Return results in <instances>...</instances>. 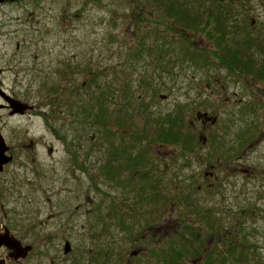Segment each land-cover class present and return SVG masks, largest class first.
Listing matches in <instances>:
<instances>
[{
    "label": "rangeland",
    "instance_id": "1",
    "mask_svg": "<svg viewBox=\"0 0 264 264\" xmlns=\"http://www.w3.org/2000/svg\"><path fill=\"white\" fill-rule=\"evenodd\" d=\"M175 1L193 16H203L215 0ZM244 1L221 3L232 6L228 24L238 25L240 40H264V0ZM173 21L156 0H18L0 5L1 87L35 106L25 116L0 112L3 135L19 152L17 162L0 176V224L31 248L22 254L2 249L0 258L7 264H38L40 245L41 264H159L160 256L173 254L174 244L176 250L183 244L199 248L184 225L207 234L214 216L235 239L231 246L242 249L246 242L252 259L248 264H264V124L252 148L250 142L242 148L234 142L232 158L219 148V138L216 149L212 143L201 145L188 158L177 148L153 142L152 131L161 122L167 125V117L181 107L187 132L215 138L230 127L225 138L231 144L253 118L249 109L243 111L245 103L228 104L235 93L246 95L248 77L203 70L198 60H184L187 47L197 52L210 43L193 31L187 33V43L184 38V43L172 42L168 25ZM253 53L258 64L264 63V55ZM57 89L61 93H53ZM99 106L106 110V127L92 124ZM203 112L207 118L218 117L206 132L199 120ZM144 132L148 138L136 139ZM31 141L36 151L30 150ZM120 151L149 162L145 170L122 171L121 184L108 180L102 170L109 154ZM167 157H172L170 163ZM166 164L171 169L163 178ZM146 170L148 176H142ZM206 171H215L214 187L200 191ZM161 191L170 199L188 193L195 208L159 203ZM150 193L154 198L148 201ZM114 213L120 217H110ZM174 238L182 243L172 246ZM67 241L72 248L65 255ZM227 247L219 244L218 250ZM202 262L191 255L185 264ZM232 263L237 262L228 261Z\"/></svg>",
    "mask_w": 264,
    "mask_h": 264
},
{
    "label": "trees",
    "instance_id": "2",
    "mask_svg": "<svg viewBox=\"0 0 264 264\" xmlns=\"http://www.w3.org/2000/svg\"><path fill=\"white\" fill-rule=\"evenodd\" d=\"M156 1H157V6L164 7L166 14L174 20L172 24L168 25V31L170 32V39L174 37V39H171L172 42L184 43L182 41V38H184L187 43L189 41V39H187V33L190 34V32L193 31L202 34L203 37L210 43L208 48H204V47L203 49L196 48L197 52H195V50L194 52L193 51L189 52L190 48L187 47L185 49L186 52L183 55L184 60L188 61L189 60L188 58H192V59L194 58V60H198L200 65L203 66V70L225 69L228 72H236V71L251 72L258 70L259 71L258 76L264 78V63L258 64L256 59L254 58V53H253V49H254L258 54H260L263 57L264 42L262 41L264 40L257 38V40L255 41L250 37L246 38V40L244 41L240 40L238 38V34H239L238 25L236 26L234 24L230 26L228 24V21L230 19L227 16V11L231 9L232 6L224 7L223 6L224 4H221L225 1H228L230 5L235 6L242 2H245L244 0H221L220 2H217V0L212 1L210 3V8L208 10H205V12L203 10V16L202 15L193 16V13L190 12L188 9L184 8L183 2L180 1H175V0H156ZM136 4H138L137 1ZM230 12L232 13V10ZM201 18H203V20ZM236 45H242L243 50L240 51L238 48H236L237 47ZM172 55H174V53H172ZM233 76H239L242 79L247 77V75L244 74L233 75ZM53 93H61V90L57 89ZM104 95L105 94L103 93V97ZM54 100L57 99H52L51 101L54 102ZM71 106H73V104H71ZM98 109L99 111L95 115L96 118L93 119L92 124L94 123V125L97 126L104 124L103 126L106 127L107 126L106 124L107 121L105 118L106 110L102 106H99ZM89 118H90V114H88V112H85L84 121L88 122ZM167 121H168L167 125H163L161 122L158 124L157 128H155L152 131L151 133L152 138H154L153 142H157L160 146L163 147H169V148L171 147L174 149L177 148L176 150L181 152V156L184 157L186 153L188 154L186 158H188V156L192 154L196 156L197 147H201V145L205 147L212 143L215 145V149H216L217 146L216 142H218L217 139L220 136L215 138H213L212 136L211 137L206 136L205 138H203V135L202 136L200 135L197 137L196 135H193L185 130L187 129V126L184 122L183 107L179 108L174 116L169 115L167 117ZM188 127L191 128L192 126L190 125ZM241 132H243V134H239L237 136L238 139L232 140V144L230 139H229L230 141L229 140L226 141L225 138H219L218 146L220 149H222L223 153H225L226 157L230 156V158H232L236 154L237 148L235 147L234 142L238 143L240 148H242L244 145H247L249 142H252L249 137L250 136L249 126L243 129ZM148 136L149 134L147 132H144L143 136L137 135L136 139L139 140L142 138H148ZM204 140H206L205 143ZM108 157H109V162L106 163L102 169L103 175L108 180H112L114 183H120V184L122 183L118 181L119 174L123 173L122 171L127 172L128 170L134 169L137 166H141L143 167L142 170H145L146 166L149 164V162H145L144 159H140V156H138L140 161H137L138 157L135 156V154H132L131 151L112 152L111 154H109ZM148 174L149 171L146 170L142 173V176L147 177ZM151 181L153 180H150V182ZM159 183H160V179H159ZM145 188H147V186ZM145 188L144 190H146ZM209 189L211 188H207V189L205 188V190H209ZM158 191L160 190L158 189ZM170 197L171 195H167L166 192L161 191L158 193V199L156 201L159 203L162 201V204L170 202L171 205L180 202L185 206V208L188 209L195 208L193 206L192 201L187 196L176 194L172 197L173 199H170ZM152 198H154V196L151 193L147 195L148 201H150V199ZM172 211H174V209H172ZM206 215L208 216L209 213L207 212ZM110 217H120V216L114 213V215ZM218 219H219L218 217L214 216V219L211 220L210 223H207V227H206L207 234H203V235L196 233L197 230L190 229L189 225L183 222V224H185L184 228L186 229V233L188 232L187 236L191 237L190 241L191 242L199 241L200 242L199 248L192 247L193 248L192 249L190 247L191 244H187L186 246L185 244H183V248L181 250H176L174 242L182 243L181 240L183 239L182 237L181 240L174 238L173 239L174 241H172V246L174 244L175 250L172 255L170 256L166 255L165 257L160 256L159 259L158 255H156V253H153L155 254L154 255L155 257H158L159 264H185L187 258L191 255L201 258V260L203 261L202 264H228V261L231 260L236 261L237 262L236 264L251 263L252 259L249 256V254L251 253L246 248V242H244V246H243L244 248L242 249L239 248L238 245L231 246L232 242L235 241V239L232 238V236L228 237V235L224 231V227H221V225L218 224L217 221H215ZM118 220L123 222V218H118ZM181 220L185 221L184 217H182ZM122 222H120V224H122ZM202 238L203 240H201ZM219 244H223L226 247L228 246L227 250L220 252L218 250ZM218 258H221V261L218 260ZM259 260L261 261L260 258Z\"/></svg>",
    "mask_w": 264,
    "mask_h": 264
},
{
    "label": "flooded vegetation",
    "instance_id": "3",
    "mask_svg": "<svg viewBox=\"0 0 264 264\" xmlns=\"http://www.w3.org/2000/svg\"><path fill=\"white\" fill-rule=\"evenodd\" d=\"M15 1H18V0H13V1H11V3L12 2H15ZM6 3H10V2H6ZM20 48H21V45L20 44H17V49L19 50ZM1 73H2V70L0 71V74ZM246 73L247 72H245V71L228 72V74H230V75H241V74H246ZM258 74H259V71L258 70L251 71V72H248L246 74L247 77H248L246 79L247 80V91H246V95H240L239 93H235L234 99H228V104L235 102L236 106L237 105L240 106L241 103H245L244 106H246V108L249 109L250 116L253 117L251 119L252 123H249V135L251 137L253 136L254 140L251 142L249 148H252L253 145H256L257 142L259 141L258 140L259 135L260 134H263L262 131H261V128H262V126L264 124V118H261V117H262V110L264 109V84L261 85V83H264V79L259 78L257 76ZM240 79H242V78H240ZM239 82L240 81L238 80L237 83H239ZM1 85H2V83H0V87H1ZM9 97L11 98L10 101L5 102L3 100V98L0 96V98L2 99V102H3V104H0V105L1 106L2 105L4 106V108L1 109L0 112H2V111L5 110V111L9 112L10 115L13 117V116H25L26 114L31 113V112L34 111V107L35 106L33 107V106H31V105H29L27 103H23V102L15 99L13 97H11L10 95H9ZM11 101L12 102H14V101L15 102L16 101L21 102L23 104L28 105V107L25 110H23L22 112H18V113L12 114L13 109L11 108L12 106L9 103ZM0 118H1V115H0ZM215 118H217V122H216V124H217L218 123V117L216 116ZM199 120L202 123V130H204V131H208L209 130V127L211 125H216V124H214L212 122V120H214V119H211V121H210V120H208L207 117H204L203 119H199ZM228 123H229V125L231 124V122H228ZM229 129L226 130L225 132L229 131ZM0 133L3 135V128H1V127H0ZM227 134L230 135V133H227ZM225 135H226V133H224V135L223 134H219L218 136H220L221 138H224ZM205 142H206V140H204V143ZM36 147H37L36 143L34 141H31L30 150H32V151L35 150L36 151ZM10 149L11 150L9 152V155H11L13 157V160H12V162L9 165L13 164L15 161L17 162V159L19 157V152H16V150L13 149V148H10ZM24 149H23L22 152L26 154L28 150H27V148H24ZM53 151H54L53 147L52 146H49L48 147V155L51 156L53 154ZM136 156L138 157V155H136ZM166 160H168L169 161L168 163H170L172 161V157H167ZM137 161H140V159L137 158ZM144 161H145V159H144ZM150 161L153 162L152 160H150ZM189 167L190 166H187V168H189ZM211 168H212V170H215V167L213 165H211ZM169 169H171V166L169 164H166L165 171L162 172V174H163L162 177L163 178H164V175H166V173L169 171ZM214 172L215 171H206L205 172V176L207 178L205 179V183H203V185L200 184V186H199V190L200 191H202L205 188L206 189L207 188H211L212 189L214 187L213 182H210V183L208 182L209 180L211 181L212 178L213 179L214 178L216 179ZM188 195L189 194L186 193V196L187 197H188ZM39 253H40V256H39L40 261H39L38 264H41V245H40V248H39Z\"/></svg>",
    "mask_w": 264,
    "mask_h": 264
},
{
    "label": "water",
    "instance_id": "4",
    "mask_svg": "<svg viewBox=\"0 0 264 264\" xmlns=\"http://www.w3.org/2000/svg\"><path fill=\"white\" fill-rule=\"evenodd\" d=\"M11 1H13V0H0V5L4 4L6 2H11ZM0 96L3 98V100L5 102L10 101V99H11L9 97V95H7V93L5 91H3V89L1 87H0ZM9 103L12 106L11 108L13 109L12 114L22 112L23 110H25L28 107V105L23 104V103L18 102V101H16V102L11 101ZM3 108H4V106L0 105V110ZM10 150L11 149L6 142L5 137L0 133V176L4 172L5 167L8 166L13 160V157L11 155H9ZM1 228H2V226L0 225V229ZM3 248H6L8 250H16L17 254H22V253L28 252L31 249L30 247H23L21 242L14 240L10 236V232L7 229H5L4 231H0V251ZM70 251H71V244L69 242H67L64 246V252H65V254H68ZM0 264H7V261L5 259L0 258Z\"/></svg>",
    "mask_w": 264,
    "mask_h": 264
}]
</instances>
